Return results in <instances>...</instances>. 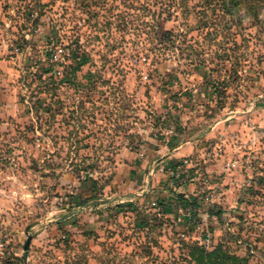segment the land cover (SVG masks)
<instances>
[{
	"label": "rangeland",
	"instance_id": "rangeland-1",
	"mask_svg": "<svg viewBox=\"0 0 264 264\" xmlns=\"http://www.w3.org/2000/svg\"><path fill=\"white\" fill-rule=\"evenodd\" d=\"M0 243L3 264H264V0H0Z\"/></svg>",
	"mask_w": 264,
	"mask_h": 264
},
{
	"label": "crops",
	"instance_id": "crops-1",
	"mask_svg": "<svg viewBox=\"0 0 264 264\" xmlns=\"http://www.w3.org/2000/svg\"><path fill=\"white\" fill-rule=\"evenodd\" d=\"M201 138V136L197 135L191 138L189 141H181L180 143L175 144L173 147L170 148L171 153L166 154L164 157L165 159L162 161L164 163L168 162H179L182 158L189 156L191 154H198L200 152L198 146V141ZM92 231V230H88ZM34 243V241H32ZM91 251H93V248H91ZM26 264H46L43 263L40 259H38L34 253L33 250L29 252L26 258ZM87 264H97L96 260L93 258H89Z\"/></svg>",
	"mask_w": 264,
	"mask_h": 264
},
{
	"label": "trees",
	"instance_id": "trees-1",
	"mask_svg": "<svg viewBox=\"0 0 264 264\" xmlns=\"http://www.w3.org/2000/svg\"><path fill=\"white\" fill-rule=\"evenodd\" d=\"M221 4L225 6V0H220ZM232 1V0H231ZM165 38L168 33L163 34ZM162 37V36H161ZM191 257L196 264H236L235 261L227 256L226 251H222L220 246H216L212 250L199 247L196 244L190 247Z\"/></svg>",
	"mask_w": 264,
	"mask_h": 264
},
{
	"label": "built area",
	"instance_id": "built-area-1",
	"mask_svg": "<svg viewBox=\"0 0 264 264\" xmlns=\"http://www.w3.org/2000/svg\"><path fill=\"white\" fill-rule=\"evenodd\" d=\"M192 160L190 158H185L180 166L174 167H162L163 172L169 179V185L172 187L173 185H184L188 182L190 178L189 169L192 164ZM155 205V204H153ZM6 244L0 243V264L2 263V259L6 252Z\"/></svg>",
	"mask_w": 264,
	"mask_h": 264
},
{
	"label": "water",
	"instance_id": "water-1",
	"mask_svg": "<svg viewBox=\"0 0 264 264\" xmlns=\"http://www.w3.org/2000/svg\"><path fill=\"white\" fill-rule=\"evenodd\" d=\"M27 245H28V241H27V243H26V246L25 247H27ZM26 253V252H25ZM26 257V254H24V258Z\"/></svg>",
	"mask_w": 264,
	"mask_h": 264
}]
</instances>
